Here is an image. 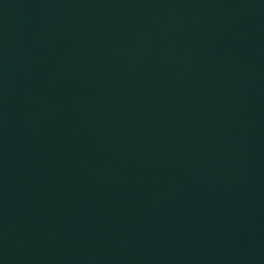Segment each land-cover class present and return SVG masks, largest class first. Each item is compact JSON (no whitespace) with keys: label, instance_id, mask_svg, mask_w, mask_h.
Listing matches in <instances>:
<instances>
[{"label":"water","instance_id":"1","mask_svg":"<svg viewBox=\"0 0 264 264\" xmlns=\"http://www.w3.org/2000/svg\"><path fill=\"white\" fill-rule=\"evenodd\" d=\"M0 264H264V0H0Z\"/></svg>","mask_w":264,"mask_h":264}]
</instances>
